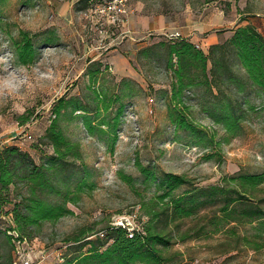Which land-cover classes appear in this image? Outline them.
<instances>
[{
  "label": "rangeland",
  "instance_id": "1",
  "mask_svg": "<svg viewBox=\"0 0 264 264\" xmlns=\"http://www.w3.org/2000/svg\"><path fill=\"white\" fill-rule=\"evenodd\" d=\"M108 1L114 0H0V76L15 73L25 81L18 90L0 94V151L18 145L37 165L50 167L54 177L58 171L55 179L63 186L74 188L80 175L87 177L83 190L65 202L63 195L41 192L71 213L29 227L33 243L16 240L13 247L3 232L9 222L2 220L0 264L7 263L13 249L31 263H63L64 255L89 247L73 245L68 237L105 228L112 215L138 209L147 220V207H170L174 197L192 188L229 185L234 175L264 171V100L258 91L244 81L237 92L226 76L220 88L196 82L184 93L186 105L173 108L169 57L161 44L169 41L167 33L180 32L195 37L207 53L212 38L223 42L239 26L252 24L264 35V0H122L117 7L125 12L116 13L115 21L113 13L91 12L94 4ZM143 18L157 27L141 26ZM20 31L34 40L36 58L30 65L19 64L11 51V38ZM95 55L100 56L91 62ZM118 60H125L129 71ZM232 72L244 76L237 66ZM228 108L232 132L222 116ZM173 109L175 119L182 116L194 128L177 127L169 116ZM55 118L81 152L76 161L67 157L70 170L63 173L61 161L50 162L53 150L46 138ZM167 173L190 182L160 199L165 189L158 185ZM249 197L236 204V216L221 212L223 201L217 198L199 206L194 216L160 224L175 237L163 251L166 264H264V216L240 212L247 205L264 209V185ZM1 207L5 214L13 205ZM177 223L180 233L190 231L185 241L178 239Z\"/></svg>",
  "mask_w": 264,
  "mask_h": 264
},
{
  "label": "trees",
  "instance_id": "2",
  "mask_svg": "<svg viewBox=\"0 0 264 264\" xmlns=\"http://www.w3.org/2000/svg\"><path fill=\"white\" fill-rule=\"evenodd\" d=\"M161 44L166 47L169 57L167 69L171 72L170 101L173 108L182 109V106L186 105L184 93L186 90H191L196 82L204 83L208 87L215 84L220 88L226 76L233 82L237 92L243 90V82L246 81L251 86V90L258 91L264 100V35L254 25L239 26L225 41L211 44L207 53L199 43L182 35L170 38L169 41ZM11 51L19 64L33 63L36 58V47L30 33L20 31L19 37H12ZM234 65L243 72L244 76L238 77L233 74ZM98 72V69L94 72L93 79ZM103 101L105 102V99ZM61 103L62 100L55 106L56 113L60 112ZM82 108L80 107L79 110ZM172 111L174 109L170 111L169 116L170 119L175 120L177 127L185 131L194 128L182 116L175 119ZM222 116L226 130L232 132L231 109L223 111ZM24 120L22 119L23 122ZM87 126L93 131L91 123L87 122ZM46 138L49 140L47 144L53 150L50 162L58 159L61 161L59 171L61 173L69 171L70 162L67 157L72 158L73 161L80 158L79 144L65 135L56 118L49 125ZM140 168L142 172H149L145 167ZM57 173L54 177L50 167L37 165L31 154L23 151L16 144L5 146L0 151V222H3L2 220L9 222L3 232L12 245L16 240L27 244L33 243L36 238L33 239L31 232L26 231L29 227L38 226L42 221L54 222L71 213L64 203H52L40 194L46 191L47 194L63 195L65 202L70 194L74 196L83 190L87 177L85 174L80 175L75 187L72 188L69 183L63 186L58 182L55 179ZM162 180L158 186L163 187L165 192L159 195L160 199L166 198L174 189L190 182L185 176L176 173H167ZM229 182V185L192 188L174 197L170 207H161L158 210L147 207L145 213L149 219L143 220L140 214L141 230H135L132 237L129 236L126 228L112 227L110 220L105 228L96 232L82 229L66 240H70L73 245L80 243V247L88 245V249L71 256L64 255L63 263L56 264H166L168 259L165 258L163 251L174 243V231H165L160 228V224L165 223L167 226L171 221L194 216L199 206L212 203L218 200L217 198L223 201L219 209L221 212L226 213L227 216H236L238 212L236 204L249 199L259 186L264 185V171L240 173L232 176ZM19 184L28 190V195L22 191ZM3 204H12V210L2 214ZM240 212L250 217L264 216V209L260 205H247L242 207ZM179 225L180 223H177L174 230L179 232L178 239L182 242L189 238L190 231L180 233ZM204 228L206 229V225L201 230ZM101 231L103 236L99 234ZM13 250L6 264H19L20 257L16 253L17 250L14 252Z\"/></svg>",
  "mask_w": 264,
  "mask_h": 264
},
{
  "label": "built area",
  "instance_id": "3",
  "mask_svg": "<svg viewBox=\"0 0 264 264\" xmlns=\"http://www.w3.org/2000/svg\"><path fill=\"white\" fill-rule=\"evenodd\" d=\"M118 3H122V0H114V1H108L106 3H96L94 4L90 10L92 13L96 14H102V13H113L112 19L115 21L118 19L119 16H116L119 12H125V10L121 7H117ZM117 13V14H116ZM180 32L177 33H167L166 36L169 38H174L176 36H180ZM140 210H132L130 212H121L117 213L116 215H112L110 217V224L112 227H123L126 228L129 232V236L132 237L135 230L140 231L141 230V220H140ZM101 236H103L102 231L99 232ZM95 236V235H94ZM21 243V242H19ZM26 243V242H22ZM27 244V243H26ZM20 257L19 264H39V261L37 262H30L27 256H25V253H19Z\"/></svg>",
  "mask_w": 264,
  "mask_h": 264
},
{
  "label": "clouds",
  "instance_id": "4",
  "mask_svg": "<svg viewBox=\"0 0 264 264\" xmlns=\"http://www.w3.org/2000/svg\"><path fill=\"white\" fill-rule=\"evenodd\" d=\"M24 80H19L15 73H9L8 76H0V94H2L6 89L18 90L23 84Z\"/></svg>",
  "mask_w": 264,
  "mask_h": 264
},
{
  "label": "crops",
  "instance_id": "5",
  "mask_svg": "<svg viewBox=\"0 0 264 264\" xmlns=\"http://www.w3.org/2000/svg\"><path fill=\"white\" fill-rule=\"evenodd\" d=\"M150 20H151V19H149V18H143V19H141V20H140L141 26H143V27H148V28H149V27H157V24H155L154 22L151 23ZM135 22L138 23L139 21H135ZM162 23H163V22H162L161 20H159V24L162 25ZM141 26H140V27H141ZM184 36L187 37V36H190V35L188 34V35H184ZM190 39H191V41H193V42H195V43L197 42V41L195 40V37H190ZM216 41H217L216 38H212V39H211V43H209V44L207 43V44L210 45V44H212V43H215ZM208 42H209V41H208ZM99 56H100V55H97V56L95 55L94 60L91 59V62H94V61L98 60L97 58H99ZM125 60H126V59H125ZM125 60H124V61H122V60H121V61L118 60V61L121 62V68L124 67V69H125L126 72H127V71H129L128 68H130V67L127 66V65L124 63Z\"/></svg>",
  "mask_w": 264,
  "mask_h": 264
}]
</instances>
